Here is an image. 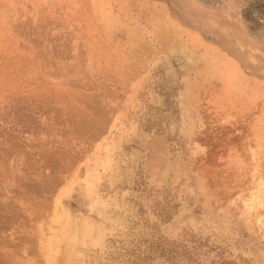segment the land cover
Instances as JSON below:
<instances>
[{
    "label": "rangeland",
    "instance_id": "374dc122",
    "mask_svg": "<svg viewBox=\"0 0 264 264\" xmlns=\"http://www.w3.org/2000/svg\"><path fill=\"white\" fill-rule=\"evenodd\" d=\"M0 264H264V0H0Z\"/></svg>",
    "mask_w": 264,
    "mask_h": 264
}]
</instances>
